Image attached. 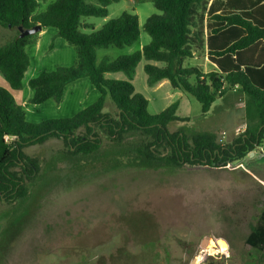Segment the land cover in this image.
<instances>
[{
	"label": "rangeland",
	"instance_id": "rangeland-1",
	"mask_svg": "<svg viewBox=\"0 0 264 264\" xmlns=\"http://www.w3.org/2000/svg\"><path fill=\"white\" fill-rule=\"evenodd\" d=\"M201 1L206 9L197 11L205 15L209 28L206 10L211 0ZM211 4L223 8L216 0ZM45 7L41 3L37 12ZM155 9L150 1L121 0L109 7L106 18H85L93 29L82 32L89 34L124 12L139 17V40L131 47L98 50V61L131 55L149 44L144 25L150 16L160 14ZM56 34V28L45 29L38 42L27 47L31 64L22 90L15 95L32 123L72 118L100 97L89 78H83L67 85L60 104L30 102L32 78L77 61L75 47ZM13 36L14 31L0 27V46ZM147 63L145 59L140 62L132 84L148 100L151 114L178 102L177 120L167 128L170 132L213 134L223 145L244 132L246 97L242 93L227 92L209 113L202 114L193 96L174 90L169 82L150 87L144 69ZM185 65L206 74L217 69L206 50L196 46ZM106 78L127 80L121 72L108 73ZM103 112L116 116L117 109L107 100ZM99 133L102 148L91 156L70 155L59 139L25 149L38 161L40 176L28 183L26 198L0 202V264H191L195 257L197 264L212 257L221 264H243L257 257L245 240L264 208V143L253 156L225 169H151L136 166L129 151ZM207 238L209 243L202 245ZM220 239L226 241V251L219 249Z\"/></svg>",
	"mask_w": 264,
	"mask_h": 264
},
{
	"label": "trees",
	"instance_id": "trees-1",
	"mask_svg": "<svg viewBox=\"0 0 264 264\" xmlns=\"http://www.w3.org/2000/svg\"><path fill=\"white\" fill-rule=\"evenodd\" d=\"M120 1L0 0V27L15 32L0 46V74L9 87H0V202L13 203L28 196L27 185L37 180L41 167L25 149L50 139L62 140L72 156H91L102 148L101 131L115 146L129 151L136 166L151 169H225L264 143V0L253 7L228 0L227 10L219 14L211 4L206 10L212 22L207 41L205 15L197 11L199 7L206 9L207 4L201 0H144L160 12L144 25L150 43L131 55L114 60L104 57L99 62L98 50L131 47L141 36L139 17L129 12L97 31L82 32L93 29L85 18H106L109 7ZM41 3L46 7L37 12ZM36 25L42 31L56 28V37L75 47L77 61L32 78L30 102L41 105L54 100L60 104L67 85L83 78H89L100 93L94 104L72 118L29 122L12 93L23 88L31 64L27 47L39 38V33L20 37L19 28L27 30ZM195 46L203 51L207 48L216 71L206 74L185 65V60L193 57ZM143 59L148 62L144 69L150 87L169 82L174 90L193 96L201 104L202 114L209 113L227 92L242 93L246 97L244 132L227 145L219 143L213 134L170 132L167 128L177 120L178 102L159 114H151L148 100L132 84ZM118 72L127 80L106 78L108 73ZM107 100L115 105L116 116L103 112ZM81 129L85 130L82 134ZM245 243L257 257L243 264H264V208ZM205 264L221 262L212 257Z\"/></svg>",
	"mask_w": 264,
	"mask_h": 264
},
{
	"label": "crops",
	"instance_id": "crops-1",
	"mask_svg": "<svg viewBox=\"0 0 264 264\" xmlns=\"http://www.w3.org/2000/svg\"><path fill=\"white\" fill-rule=\"evenodd\" d=\"M132 2H142V1H144V0H131ZM217 2H219V3H221V4H223V8L225 7V9H220V10H218L216 7H214V10L216 11V14H219V13H221L223 10H227V6H226V4H227V1L228 0H216ZM239 1V3H241V4H244V5H248L249 7H253V6H257V5H260V4H258V0H238ZM210 4H208V9H209V7H210V5H211V3H212V0L209 2ZM263 3V2H262ZM261 3V4H262ZM205 20H206V17H205ZM209 21H210V25L212 24V22H211V15H210V18H209ZM205 22V21H204ZM204 27H205V39H206V41H207V36H208V31H209V28H208V25L206 26L205 25V23H204ZM209 27H211V26H209ZM42 32H44V31H42ZM42 32H40V33H42ZM206 50V52H207V48L205 49ZM208 57V56H207ZM209 59V58H208ZM215 65V64H214ZM216 66V65H215ZM4 80V81H3ZM0 87H5V88H9L8 87V84H7V82L5 81V79H1V77H0ZM16 92V91H15ZM15 92H12L13 93V95H14V97H15V99H16V95H15ZM17 100V99H16ZM20 105H22L23 106V104L21 103ZM263 151V150H262Z\"/></svg>",
	"mask_w": 264,
	"mask_h": 264
},
{
	"label": "water",
	"instance_id": "water-1",
	"mask_svg": "<svg viewBox=\"0 0 264 264\" xmlns=\"http://www.w3.org/2000/svg\"><path fill=\"white\" fill-rule=\"evenodd\" d=\"M19 31L21 32L20 34V37H25V36H28V35H35V34H38L40 32H42V27L40 25H36L30 29H27V30H24L22 28H19ZM255 154V152H251L249 153V157L253 156ZM207 243H209V239H205L202 243V245H206ZM197 257L193 258V260L191 261V264H197Z\"/></svg>",
	"mask_w": 264,
	"mask_h": 264
},
{
	"label": "bare ground",
	"instance_id": "bare-ground-1",
	"mask_svg": "<svg viewBox=\"0 0 264 264\" xmlns=\"http://www.w3.org/2000/svg\"><path fill=\"white\" fill-rule=\"evenodd\" d=\"M226 241H224V240H222V239H220V240H218V242H217V245H218V247H219V249L221 250V251H226L225 250V248H224V243H225ZM227 244V243H226ZM227 248H228V245H227Z\"/></svg>",
	"mask_w": 264,
	"mask_h": 264
},
{
	"label": "clouds",
	"instance_id": "clouds-1",
	"mask_svg": "<svg viewBox=\"0 0 264 264\" xmlns=\"http://www.w3.org/2000/svg\"><path fill=\"white\" fill-rule=\"evenodd\" d=\"M224 248H225V250L227 249V244H226V242L224 243Z\"/></svg>",
	"mask_w": 264,
	"mask_h": 264
},
{
	"label": "built area",
	"instance_id": "built-area-1",
	"mask_svg": "<svg viewBox=\"0 0 264 264\" xmlns=\"http://www.w3.org/2000/svg\"><path fill=\"white\" fill-rule=\"evenodd\" d=\"M14 138V137H13Z\"/></svg>",
	"mask_w": 264,
	"mask_h": 264
}]
</instances>
